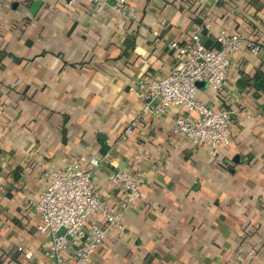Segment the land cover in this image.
Segmentation results:
<instances>
[{
  "label": "crops",
  "instance_id": "crops-1",
  "mask_svg": "<svg viewBox=\"0 0 264 264\" xmlns=\"http://www.w3.org/2000/svg\"><path fill=\"white\" fill-rule=\"evenodd\" d=\"M125 8L131 18L85 0H0V264H54L33 205L45 172L87 168L89 155L106 156L91 177L112 211L126 192L110 172H142L139 197L89 264H264V85L255 78H264V0ZM197 28L206 48L218 47L220 31L262 47L230 53L220 88L197 90L231 112L229 141L217 148L175 131L177 107L144 113L130 89L165 75L174 64L167 42L187 43Z\"/></svg>",
  "mask_w": 264,
  "mask_h": 264
},
{
  "label": "built area",
  "instance_id": "built-area-1",
  "mask_svg": "<svg viewBox=\"0 0 264 264\" xmlns=\"http://www.w3.org/2000/svg\"><path fill=\"white\" fill-rule=\"evenodd\" d=\"M74 0H70V3ZM95 12L111 7L126 15V0H85ZM204 28L208 25L204 24ZM197 28L187 43L171 40L167 48L172 52L174 64L165 75H153L149 80L138 81L136 93L143 100L142 111L153 116L164 114L170 107L181 110L174 119L175 131L185 135L194 144L217 148L227 144L231 134V112L214 109L201 102L197 96L198 82L219 89L228 74V55L241 47L258 54L262 47L236 34L220 31L216 35L217 48H206ZM137 87V88H136ZM136 122L126 128L132 132ZM106 156H83L81 161L70 162L65 168L45 172L48 182L33 205L51 238L49 257L54 264H89L96 246L108 229H120L122 210L140 195L142 172L115 170L109 181L125 190L119 209L112 211L101 199L91 177L92 170L105 162Z\"/></svg>",
  "mask_w": 264,
  "mask_h": 264
},
{
  "label": "trees",
  "instance_id": "trees-1",
  "mask_svg": "<svg viewBox=\"0 0 264 264\" xmlns=\"http://www.w3.org/2000/svg\"><path fill=\"white\" fill-rule=\"evenodd\" d=\"M255 78L258 80V84H263L264 85V78L263 79L260 78V73H257L255 75ZM259 80H262V81H259Z\"/></svg>",
  "mask_w": 264,
  "mask_h": 264
},
{
  "label": "water",
  "instance_id": "water-1",
  "mask_svg": "<svg viewBox=\"0 0 264 264\" xmlns=\"http://www.w3.org/2000/svg\"><path fill=\"white\" fill-rule=\"evenodd\" d=\"M197 86H198V88H200V87H207L208 84L205 83V82H198V83H197Z\"/></svg>",
  "mask_w": 264,
  "mask_h": 264
}]
</instances>
